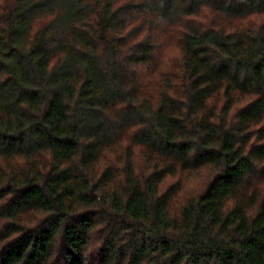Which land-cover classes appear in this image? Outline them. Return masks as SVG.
I'll return each instance as SVG.
<instances>
[{"label": "trees", "instance_id": "obj_1", "mask_svg": "<svg viewBox=\"0 0 264 264\" xmlns=\"http://www.w3.org/2000/svg\"><path fill=\"white\" fill-rule=\"evenodd\" d=\"M0 264H264V0H0Z\"/></svg>", "mask_w": 264, "mask_h": 264}]
</instances>
